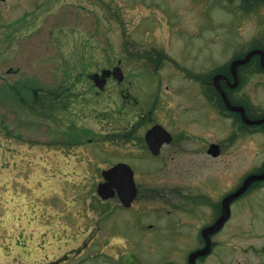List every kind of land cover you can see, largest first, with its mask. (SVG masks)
I'll list each match as a JSON object with an SVG mask.
<instances>
[{
	"label": "rangeland",
	"instance_id": "rangeland-1",
	"mask_svg": "<svg viewBox=\"0 0 264 264\" xmlns=\"http://www.w3.org/2000/svg\"><path fill=\"white\" fill-rule=\"evenodd\" d=\"M210 1L0 0V264H101L102 253L86 258L102 247L131 248L141 264H186L202 247L222 198L264 161L259 135L231 142L228 121L208 125L180 71L258 46L264 1L242 11L235 0L233 12ZM200 42L215 45L201 53ZM116 65L123 82L95 88L88 76ZM238 90L264 113V74ZM154 123L189 137L153 158L139 138ZM134 126L129 140L115 138ZM217 140L223 155L209 161L203 150ZM117 162L134 172L136 211L96 195L101 171ZM262 186L233 201L198 264L264 261L247 249L264 230ZM133 215L140 228L120 226Z\"/></svg>",
	"mask_w": 264,
	"mask_h": 264
},
{
	"label": "flooded vegetation",
	"instance_id": "flooded-vegetation-1",
	"mask_svg": "<svg viewBox=\"0 0 264 264\" xmlns=\"http://www.w3.org/2000/svg\"><path fill=\"white\" fill-rule=\"evenodd\" d=\"M3 1V0H2ZM23 1V0H22ZM206 1V0H203ZM233 1L235 0H211L210 1V8H212V5L217 6L219 9L218 10H223L225 12H233V10L235 9V6L233 5ZM245 1L246 6L244 4H242V11L247 10V8L249 9L250 6H248V1H264V0H242ZM245 8V9H244ZM237 9H235L236 11ZM201 14L203 15L201 17ZM200 14V17L203 18L204 14L206 15V11L204 10L203 13ZM193 16V14L191 15ZM190 16V18H191ZM195 16V15H194ZM196 17V16H195ZM199 16L196 17L197 20L200 18ZM207 17V15H206ZM214 43L211 44H206V43H202L200 42L197 47L198 50L204 51V49L208 48L209 46H211ZM215 45V44H214ZM187 51H190L189 49H186ZM249 51H260L263 52L264 54V39L263 41L259 43L258 46L249 48L247 51H245L244 53L238 54V55H234L230 60H228L227 62H225L224 64L221 62V55H212V59L213 62H209L206 63L205 61L200 62L199 63V69H181L180 71L183 72L184 76L186 79H188L191 82V88L193 90L198 89L199 93V97L201 99V101L199 102V106L202 110L200 116L202 115L203 119L204 117L206 118V116H209V118L211 119H207L205 121H209L210 123L208 124L209 126H212L213 124H215V120L216 118H220V119H224L226 121L229 122L231 130H230V134L228 136L229 141H234L236 139H238V137H242L247 138V137H251L254 135H259L260 137H262L264 139V123L263 124H259V125H252V124H245L244 121L241 118V115L238 112H232L229 111L226 107L225 104L223 102V98L222 95L220 93V90L223 91L228 99V101L230 102L231 105L233 106H239L242 107L245 113L246 118H248L249 120H261L264 118V113L262 110V108H254L251 103L252 98L251 95H248L247 93H245L244 95H241V91L238 90L239 87H242L245 83H248L250 81V78L255 74V73H262L264 74V68L261 65V54H254L250 60L242 65H239L236 70H235V75L231 72V63L234 60H239L242 59ZM190 54H192V56H195L197 58V56H200L201 53L196 54V53H192V50L189 52ZM198 59V58H197ZM217 59H221V60H217ZM89 79H91V76H88ZM108 80L113 79L112 76H109L107 78ZM124 80V79H123ZM125 89V88H124ZM240 91V92H239ZM193 95V94H192ZM121 96L123 98H127L128 93L125 92L122 94ZM147 114H151V111H149ZM215 116V117H214ZM142 118V117H141ZM148 121H151V119H148ZM158 123H154L153 125H156ZM150 126V127H151ZM149 127V128H150ZM170 135H171V140L168 144H162V146L160 147L159 153L156 156H151L153 158L159 157L162 153V151L164 150V148H173L176 145H178L180 142H182L183 140H185L187 137H189V135L185 134V133H180V134H175L173 132V130H167ZM172 132V133H171ZM204 141V140H203ZM245 141H247V139H245ZM205 142V141H204ZM217 142V143H216ZM264 142V140H263ZM212 144H217L219 146V155L217 157H212L210 155L207 154V150L209 148L210 145ZM223 144L217 140V141H210L209 143H206L205 145V149L203 150V153L206 154V157L209 161H217L219 160L222 155H223ZM176 148V147H175ZM147 149V147H146ZM247 153V152H246ZM246 153H242V154H246ZM247 156V154L245 155V157ZM252 168V166H251ZM264 171V161L262 163V166L260 168H256V170L251 171L246 173V175H244L237 183L236 185L233 187L231 192L236 191L244 182V180L247 178V176L249 175H259ZM264 180L262 181H255L252 182L249 187L247 188L246 192H244L240 197L246 195L248 192H254L258 189H261L263 186ZM140 195V189L139 187H137L136 185V197L135 199L131 202L129 207H123L121 204H119V210L123 211V212H127V211H136V203H137V198ZM240 197L236 198L235 200L239 199ZM117 198V196H114L113 198L107 199V200H101L99 199L101 202H106L108 200H112ZM233 200V201H235ZM233 201L231 202V204L233 203ZM119 203V200H118ZM231 206V205H230ZM104 210V212L109 213L111 212V208L110 207H105L104 209H102V211ZM221 213V208L219 205L218 208V212H217V216H219ZM230 217V216H229ZM141 221L139 220V216L138 215H133V217L129 218V219H125L122 221H119V224L121 227L125 228H140L141 227ZM122 233H124L122 231ZM255 237L257 238V242L259 244H257V246H255L254 244L250 243L248 246V250H252L254 253V257H258V256H264V241L263 242H259L260 238H264V230H259L257 232V234H255ZM104 249H106L104 251ZM109 249L114 250L113 254L114 255H110ZM132 249L130 248L129 250H124V248L121 247H102V249L98 248V252H89L87 254V262L91 261V260H98L99 261V257H94V254H99L102 253L103 255L100 257L103 260H107V261H100L101 264H141L140 258L138 257V254L135 255V251H133L135 254L132 253ZM207 257V256H206ZM204 257V258H206ZM204 258H197L196 262H198L201 259ZM159 264H174L172 262H168L164 261L162 263ZM187 264V262H186ZM240 264H264V261H248V262H243Z\"/></svg>",
	"mask_w": 264,
	"mask_h": 264
},
{
	"label": "water",
	"instance_id": "water-1",
	"mask_svg": "<svg viewBox=\"0 0 264 264\" xmlns=\"http://www.w3.org/2000/svg\"><path fill=\"white\" fill-rule=\"evenodd\" d=\"M256 53H260V52L251 51L244 57V59L234 61L231 64V71L235 72V69L238 65L246 63L250 59V57ZM261 54H262L261 64L264 67L263 53ZM110 74H112L117 79L118 82H120L123 78L120 68L114 67L113 70L110 72L103 71L100 78L94 76L93 81L95 86L98 87L99 89H102L105 84V78ZM221 95L223 97L225 106L231 111L239 112L241 114L243 121L246 124L264 123V120L250 121L246 119L242 108L231 106L223 92H221ZM170 140L171 137L169 133L159 125L153 126L145 134V141L147 143L149 150L153 155H157L159 153L160 146L162 145L163 142L169 143ZM208 153L213 156H217L218 147L216 145H211L208 150ZM101 175L105 180V182L98 185L97 193L99 194V196L102 199H107L113 197L116 192L121 204L125 207H128L136 195V188L133 180V172L130 169V167L127 166L126 164L120 163L107 170L102 171ZM263 179H264V172L258 176L251 175L244 181L242 186L236 192L229 194L223 199L221 216L212 225L202 229L201 237L204 241V247L189 255L188 264H195V259L197 257L205 256L210 252L211 243L209 236L211 234L216 233L223 226L224 222L228 218L230 202L233 199L240 196L242 193H244L250 182L263 180Z\"/></svg>",
	"mask_w": 264,
	"mask_h": 264
},
{
	"label": "trees",
	"instance_id": "trees-1",
	"mask_svg": "<svg viewBox=\"0 0 264 264\" xmlns=\"http://www.w3.org/2000/svg\"><path fill=\"white\" fill-rule=\"evenodd\" d=\"M123 137H124V139H126V140L128 139V136H127V135H125V136H123Z\"/></svg>",
	"mask_w": 264,
	"mask_h": 264
}]
</instances>
